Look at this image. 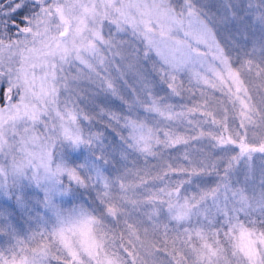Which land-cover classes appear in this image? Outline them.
Listing matches in <instances>:
<instances>
[{
  "label": "snow or ice",
  "instance_id": "1",
  "mask_svg": "<svg viewBox=\"0 0 264 264\" xmlns=\"http://www.w3.org/2000/svg\"><path fill=\"white\" fill-rule=\"evenodd\" d=\"M0 105V264H264V0H0Z\"/></svg>",
  "mask_w": 264,
  "mask_h": 264
},
{
  "label": "rangeland",
  "instance_id": "2",
  "mask_svg": "<svg viewBox=\"0 0 264 264\" xmlns=\"http://www.w3.org/2000/svg\"><path fill=\"white\" fill-rule=\"evenodd\" d=\"M152 55H155V54L152 53ZM194 71H195V69H194ZM113 76H115V73H113ZM128 79L130 82L132 81L131 75H129ZM185 86L187 87V85H185ZM4 87H6V86H4ZM197 95H199V93H197ZM207 95L210 97V103L213 107H217L218 109L223 107V105H218V103H217L221 99V94L219 92H216L215 95H212V91L208 90ZM0 106H2V105H0ZM238 122H239V119L237 118V123ZM229 123L231 125V113H229ZM98 128L100 130H103L102 125L98 124V125L93 127V131H96ZM118 131L119 130L113 131L112 129H108L105 132V135L108 137V140L110 142L111 141H117L118 142V140H117V132ZM124 134L126 135L127 133H124ZM250 135H251V133H250ZM258 163H259V161H257V164ZM13 203L14 202L12 200H9L5 197H0V209H4V208L11 209V206L13 205ZM14 223L16 224L17 228H19L21 230L22 233L27 230V225L24 224V220L19 215L18 212L14 215ZM21 238H23V235L21 236Z\"/></svg>",
  "mask_w": 264,
  "mask_h": 264
}]
</instances>
